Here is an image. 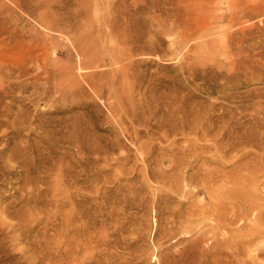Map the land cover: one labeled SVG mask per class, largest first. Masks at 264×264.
Returning <instances> with one entry per match:
<instances>
[{"label": "rangeland", "instance_id": "rangeland-1", "mask_svg": "<svg viewBox=\"0 0 264 264\" xmlns=\"http://www.w3.org/2000/svg\"><path fill=\"white\" fill-rule=\"evenodd\" d=\"M0 57V264H264V0H0Z\"/></svg>", "mask_w": 264, "mask_h": 264}, {"label": "bare ground", "instance_id": "bare-ground-1", "mask_svg": "<svg viewBox=\"0 0 264 264\" xmlns=\"http://www.w3.org/2000/svg\"><path fill=\"white\" fill-rule=\"evenodd\" d=\"M22 45V44H21ZM120 49V48H119ZM53 52H54V50H53ZM88 55V54H87ZM0 59H1V61L2 62H4V63H7L8 64V62H9V64H10V62L11 63H15V60L12 62V60L11 59H9V58H7L5 61H4V58H2V57H0ZM16 59V58H15ZM25 60L26 59H21V60H19V62H17V60H16V63L17 64H15V65H18V67H19V74H20V77H21V75H25V73H26V69L23 67L22 68V64H24V62H25ZM0 61V62H1ZM36 61V60H35ZM19 63V64H18ZM56 63V62H55ZM37 64H38V62H37ZM66 64V63H65ZM3 65V64H2ZM0 66H1V63H0ZM9 66V65H8ZM44 66V65H43ZM6 67V66H5ZM10 67V66H9ZM41 67H42V65H41ZM70 67V66H69ZM45 67H43V69H44ZM74 68V67H73ZM90 68V67H89ZM2 69H3V67H2ZM46 69V68H45ZM60 69V68H59ZM1 70V69H0ZM3 71H4V69H3ZM2 71V72H3ZM81 71V70H80ZM11 72V71H10ZM1 73V72H0ZM7 73V72H6ZM18 73V72H17ZM68 73L70 74V72L68 71ZM2 74V73H1ZM9 75H11L10 73H8ZM72 74V73H71ZM74 75V74H73ZM19 77V76H18ZM74 77V76H73ZM72 77V78H73ZM69 78V77H68ZM71 78V79H72ZM1 79H2V77H1ZM74 79V78H73ZM75 81V79L72 81V82H74ZM71 82V81H70ZM80 82V81H79ZM60 83H62L63 84V82H60ZM34 84V83H33ZM65 84V83H64ZM65 86V85H64ZM69 86H72V87H74L75 86V83H74V85H71V83H70V85ZM61 87H62V85H61ZM72 87H70V88H72ZM59 89H60V91H61V89H63V87L62 88H60L59 87ZM60 91H58V92H60ZM62 92H63V90H62ZM121 95V94H120ZM34 97V96H33ZM53 142V141H52ZM24 144V143H23ZM77 157V156H76ZM60 179V178H59ZM250 186V185H249ZM245 187H247V186H245ZM241 195H243V194H241ZM241 197V196H240ZM252 202H253V200H252ZM243 206H244V204H242ZM239 206V205H238ZM243 211V210H242ZM234 215V214H233ZM260 216V215H259ZM260 220V219H259ZM261 221V220H260ZM264 222V221H263ZM258 223V222H257ZM251 224V223H250ZM256 224V223H255ZM261 224V223H260ZM257 225V224H256ZM253 227H254V225H253ZM256 227V226H255ZM260 234V233H259Z\"/></svg>", "mask_w": 264, "mask_h": 264}]
</instances>
